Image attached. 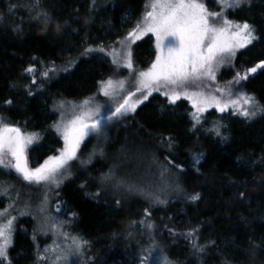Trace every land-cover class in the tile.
Instances as JSON below:
<instances>
[{
    "label": "trees",
    "instance_id": "1",
    "mask_svg": "<svg viewBox=\"0 0 264 264\" xmlns=\"http://www.w3.org/2000/svg\"><path fill=\"white\" fill-rule=\"evenodd\" d=\"M146 2L101 0L92 10L91 0H41L50 17L61 24L67 21L63 29L53 25L46 31V19L32 18V0H0V116L22 131L40 133L30 148L36 163L53 153L52 145L58 140L49 126L56 104L94 94L106 72L122 75L109 60L104 65L89 59L91 54L78 55L85 46L95 47L101 40L105 46H118L116 41L125 34L120 31L123 15L130 14L135 23ZM205 3L211 11L220 10L215 0ZM11 6L16 7L10 11ZM226 15L236 22L252 23L261 39L239 50L231 65L220 67L212 86L225 87L236 72L243 73L264 59V0H250ZM148 47L146 37L132 45L136 69L144 70L154 61L156 49L147 57ZM73 59L75 66L63 71ZM29 65L36 68V84L24 71ZM53 65L56 72L41 76ZM25 85L31 87L32 95ZM233 87L254 95L264 105V70L258 69ZM189 90L199 89L191 86ZM9 99L12 105L5 104ZM193 111L190 100L182 97L170 104L167 97L153 92L135 112L108 124L104 134L108 140H100L94 159L85 165L71 161V176L58 189L57 202L70 219L67 231L88 242L82 248L86 264H144L142 258L153 245L176 264H264V114L249 120L231 110L221 113L209 108L202 121L208 128L215 122L226 126L221 128L228 137L224 141L193 131ZM168 136L177 144L172 153L163 142ZM85 148L82 145L77 156ZM196 151L204 153L199 171L189 164V153ZM174 164L183 165L184 170ZM107 171L116 177L100 184ZM1 176L19 181L0 168ZM118 185L125 190L136 186L168 202L156 204L137 192L114 189ZM241 191L244 199L239 196ZM195 193L201 198L192 202L188 197ZM147 223H152L153 229L149 230ZM192 228L199 229L194 239L205 246L202 253L193 248V238L184 235ZM32 236L22 235L17 228L9 251L12 264L36 263Z\"/></svg>",
    "mask_w": 264,
    "mask_h": 264
},
{
    "label": "snow or ice",
    "instance_id": "2",
    "mask_svg": "<svg viewBox=\"0 0 264 264\" xmlns=\"http://www.w3.org/2000/svg\"><path fill=\"white\" fill-rule=\"evenodd\" d=\"M219 11H211L205 0H147L145 11L136 23L130 28L127 34L116 41L119 48L114 45L103 44L96 47L85 46L81 56H88L92 53H104L112 57V64L117 69L127 68L133 81L114 80L109 77L107 80L99 81V92L105 97L116 100L115 109H108L109 114L102 111L101 106L94 105V97L81 101L79 104L72 101H60L58 109L61 110V117L53 127L62 137L64 146L59 149V155L49 156L37 167L29 166L28 148L40 139V133L22 131V129L9 122L5 117L0 116V167L15 172L29 184H41L42 182L59 188L62 180L71 175L70 162L78 160L77 153L85 137L89 135L102 136L105 133L106 125L113 118L126 116L129 112H135L137 106L148 99L153 92H159L167 97L170 104H175L182 97L190 100L192 108L190 113L192 130L202 126L203 113L209 108H215L223 113L231 110L233 115L243 116L251 120L258 114H264V105H261L254 95L241 90L234 89L233 85H239L246 81L250 74H255L258 69H264V60H261L254 67L247 68L243 73L236 72L234 79L229 81L225 87L212 86L216 81V73L225 63L231 65L239 50L252 45L254 41L261 39L257 34V28L248 21L242 23L227 18L228 10L239 9L249 4L250 0H215ZM97 0H91L92 10L95 9ZM16 6H11L10 11ZM30 11L34 13L32 18L39 21L41 18L47 20L45 30L50 26H57L63 29L67 21L59 23L43 10L41 0H32L29 5ZM88 22L87 20L85 21ZM151 33L155 37V59L150 67L140 70L134 68L132 45ZM35 59V58H33ZM75 66V60H69L63 71ZM58 69L53 65L51 68L41 72V76L48 77L49 72H56ZM25 73L32 77L31 83L36 84V68L29 65ZM131 84L135 91H128L127 86ZM15 85H13L14 87ZM195 86L197 91H190ZM28 95H32L31 87L25 85ZM126 93V94H125ZM136 93H141L142 98L133 100ZM217 93L219 95H217ZM12 100H6L5 104L12 105ZM70 108L71 112L64 110ZM226 127L215 122L213 127L208 129L221 140L228 139L221 128ZM163 142L170 153L174 152L177 144L171 136L164 137ZM102 154V153H101ZM204 158L203 152H190L189 164L199 171L198 166ZM91 161L81 160V165ZM173 163V161H170ZM181 171L184 166L174 164ZM112 178L111 173L100 177L101 181ZM83 187V185H81ZM177 189L180 190L179 184ZM6 189L0 194H6ZM129 192H137L150 198L156 204H167V200L161 199L156 193L144 192L142 189L129 185ZM95 195H99L97 192ZM241 199L245 198V192L239 193ZM200 194L195 193L188 197L192 202L200 199ZM47 200V196H45ZM59 211V209H57ZM43 211V208H41ZM145 214L150 215L147 209ZM76 214L73 213V216ZM15 216L10 215L8 209L0 211V264H12L9 249L13 244V232ZM136 222L133 221V224ZM144 224V221H140ZM146 227L151 230L154 225L147 223ZM53 228H62V224H54ZM173 230L170 228L169 232ZM199 232L198 228L190 229L186 237L193 238L192 246L198 253L205 250L194 239ZM66 240H71L67 249L55 254L53 264H58L62 259L66 260L65 252H79L88 242L78 236H71L63 233ZM35 239V236H33ZM215 243L214 241L212 242ZM58 247V246H57ZM155 249H149V254ZM47 253L50 250L44 249ZM47 256L37 253L38 260H45ZM149 257H143L147 261ZM153 264H176L168 256L158 257Z\"/></svg>",
    "mask_w": 264,
    "mask_h": 264
},
{
    "label": "rangeland",
    "instance_id": "3",
    "mask_svg": "<svg viewBox=\"0 0 264 264\" xmlns=\"http://www.w3.org/2000/svg\"><path fill=\"white\" fill-rule=\"evenodd\" d=\"M99 2H101V0H97V3H99ZM144 11H145V5H144V8L140 14V17L142 16ZM133 23H134V21H132V18H130V14L127 13V14L123 15L122 22H121L122 28L120 29V31L125 32L124 36L127 34V32L130 30V28L136 22L134 24ZM240 23H242V22H240ZM97 27H99V26H97ZM110 31H111V29L108 30V32H110ZM105 35L108 36V33L106 32ZM145 37L147 38V40L149 42L148 53H147V57H148V56L152 55L151 52L153 51V48H155V37L151 33H149ZM109 39L110 38H108L106 40H109ZM101 41L98 42L96 44V46L101 45L102 44ZM115 47L119 48V45L115 46ZM80 50H81V48L79 49V51ZM150 53H151V55H150ZM91 55L92 56L89 57V59L95 60L99 63H103L104 65H106V61L109 60L111 65L116 67L115 65L112 64V57L111 56L105 55L104 53H98V52L92 53ZM79 56H81V54H79L78 57ZM86 57H88V56H86ZM261 60H264V59H259L256 63H259ZM119 69L122 72V75L114 76V75H112V74H114V71L110 72V73L106 72L102 75L104 78L101 80H107L109 77H111L114 80L119 79V80H128L130 82L133 81V77L130 76L129 69L123 68V67H120ZM261 70H264V69H261ZM127 90L128 91H135V88L132 87L131 84H129L127 86ZM152 95H153V93H152ZM152 95H150L148 98H150ZM90 97L95 98L93 101V104L101 106L102 111H104L106 115L109 114L107 111L109 108L112 110L115 109L117 101L112 100L109 97H105L104 95H102L99 92V82H98V85L95 87L94 94H91V95L89 94V96H87L85 98H80V99L68 98L70 100H67V101H72V102L79 104L81 101L88 99ZM137 98H142L141 93H136V96H134L132 99L135 100ZM72 99H74V100H72ZM140 105L141 104H139L137 106V108ZM64 111L66 113L70 114L71 109L66 108ZM194 111H195V109H194ZM54 112L56 115H55L53 121H51L49 123V126H50V129L53 130L55 135L58 137V140L56 142L54 141V144L52 145V148H54L53 153L50 156L59 155V149H62L64 146V142H63L62 137L56 132L55 128L53 127V125L56 122H58L60 120V117H61V110L58 109V104H56V106L54 107ZM129 113H132V112H129ZM173 113H175V111ZM184 113L185 112L182 110L181 114L184 115ZM109 123L110 122L107 123L106 127L108 126ZM213 125H214V123H213ZM213 125H212V127H213ZM191 126H192V124H191ZM210 128H208L206 126V124L202 121V126H197L196 132H198L202 136L209 135L210 137H213V135H214L213 133L208 134L210 132V131H208V129H210ZM104 134L106 135V129H105ZM105 135H102V136L89 135V136L85 137L84 141L80 145V148L82 145L86 146V148H85L84 153L78 156L79 159L77 161H79V165H81V163H80L81 160H88L89 156H91V160L94 159V157H93L94 154H96L100 150V148H99L100 147L99 146L100 140L101 139L104 140L106 138ZM89 137H92V139H89ZM107 140H108V138H106V141ZM109 141H110V138H109ZM36 142H38V141H36ZM36 142H34L32 145L29 146L28 153H27L28 158H29V166L33 167V168L40 165L39 163L35 162V158H36L35 155L30 153V148L34 144H36ZM77 155H78V153H77ZM30 156H33V157L30 158ZM47 158H45L44 160H46ZM44 160L42 161V163L44 162ZM71 164L72 163L70 162V171L72 168ZM0 168L6 172L9 171V172L13 173L15 178H17L19 180L17 182V181H14L12 177H4L3 178L2 176H1L2 178L0 179V192H3L5 189L7 190L6 194H0V211H3L4 209H8L10 215L16 217V220L14 221L13 242H14V234H15V231L17 230V228L22 235H28L29 236V234L32 233L33 236H35L34 251L36 252V254L39 253L40 255L48 257L45 260H38L36 258L35 264H53V261L55 259V254H53L51 252V249L57 248V252H60L61 250L67 249L68 246L71 245V243H72L70 239L66 240L64 238L63 233L66 232V233L70 234L71 236H74L70 232L67 231L68 225L70 224V219H68L67 213H66L65 209L62 208V204L57 202V191H58V189L65 182V180L67 178H69L71 175L68 176L67 178L63 179L59 188H56L55 186H51V185L45 184L43 182L41 184H35V183L29 184L28 182L24 181L22 179V177H20L15 172V170L4 169L2 167H0ZM105 173L106 174L111 173L112 178L110 180H107L108 182L112 181L116 177L115 174H113V171H107ZM107 181L102 182L100 179L99 183L104 184ZM114 189H121L122 190L124 188L122 186L118 185ZM124 191L126 193L128 191V188L126 190L124 189ZM45 196H47V200H45ZM41 208H43V211H41ZM57 209H59V211ZM19 223H20V225L17 226ZM54 224H62V228H53ZM28 225H29V228H28ZM32 227H33V229L31 230ZM12 246H13V244H12ZM46 248L50 250L47 253L44 251V249H46ZM10 249H9V251H10ZM17 254L20 255V252L18 251ZM65 255H67V259L66 260H64V259L60 260L58 262V264H86V260H85L86 253H85V250H83L82 248L79 252H75L74 250L71 252H65ZM162 256L163 255L161 253H159L158 250L154 249L151 252V255L148 252L146 257H149V259L147 261H144L143 263L144 264H153V261L156 258L162 257ZM29 262H31V260Z\"/></svg>",
    "mask_w": 264,
    "mask_h": 264
},
{
    "label": "water",
    "instance_id": "4",
    "mask_svg": "<svg viewBox=\"0 0 264 264\" xmlns=\"http://www.w3.org/2000/svg\"><path fill=\"white\" fill-rule=\"evenodd\" d=\"M261 70V69H260Z\"/></svg>",
    "mask_w": 264,
    "mask_h": 264
}]
</instances>
